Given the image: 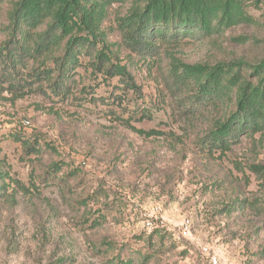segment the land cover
Here are the masks:
<instances>
[{"label": "rangeland", "instance_id": "374dc122", "mask_svg": "<svg viewBox=\"0 0 264 264\" xmlns=\"http://www.w3.org/2000/svg\"><path fill=\"white\" fill-rule=\"evenodd\" d=\"M141 1L107 5L101 27L136 90L90 50L62 88L44 77L52 60L6 58L0 8V264H264V174L249 166L264 164V129L210 147L220 109L169 75L177 61L257 59L264 4L215 39L137 52L116 26Z\"/></svg>", "mask_w": 264, "mask_h": 264}, {"label": "trees", "instance_id": "16d2710c", "mask_svg": "<svg viewBox=\"0 0 264 264\" xmlns=\"http://www.w3.org/2000/svg\"><path fill=\"white\" fill-rule=\"evenodd\" d=\"M126 1L0 0V8H6L1 27L6 36V58L21 63L28 55L42 65L52 60L54 67L46 68L44 77H56L53 83L60 84L52 85L62 88L81 64V52L90 50V63L97 71L106 77L119 76L136 90L127 66L113 62L114 50L101 28L106 6ZM263 4L264 0H142L117 17L116 27L131 50L150 52L158 40L169 42L188 36L210 40L227 28L253 23L248 9ZM169 75L180 91L190 93L204 107L220 109L209 130L210 147L226 148L239 132L253 134L264 129V52L252 61H177L171 63ZM25 145L30 152H38L37 145ZM249 166L255 173L264 174V164Z\"/></svg>", "mask_w": 264, "mask_h": 264}, {"label": "built area", "instance_id": "2783aa9c", "mask_svg": "<svg viewBox=\"0 0 264 264\" xmlns=\"http://www.w3.org/2000/svg\"><path fill=\"white\" fill-rule=\"evenodd\" d=\"M28 121H24V124H28ZM210 259L212 260L213 263H216V259L214 256L210 257Z\"/></svg>", "mask_w": 264, "mask_h": 264}]
</instances>
